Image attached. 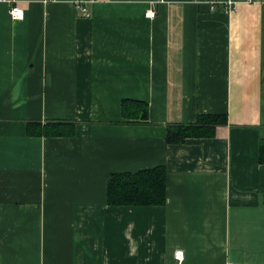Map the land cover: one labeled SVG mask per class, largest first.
Instances as JSON below:
<instances>
[{
    "label": "crops",
    "instance_id": "crops-1",
    "mask_svg": "<svg viewBox=\"0 0 264 264\" xmlns=\"http://www.w3.org/2000/svg\"><path fill=\"white\" fill-rule=\"evenodd\" d=\"M152 1L0 2V264H264V1ZM158 166L164 206L106 205L112 173Z\"/></svg>",
    "mask_w": 264,
    "mask_h": 264
},
{
    "label": "trees",
    "instance_id": "trees-1",
    "mask_svg": "<svg viewBox=\"0 0 264 264\" xmlns=\"http://www.w3.org/2000/svg\"><path fill=\"white\" fill-rule=\"evenodd\" d=\"M264 1V0H262ZM121 117L125 120L144 121L148 117V106L144 102L122 100ZM227 125L226 115H199L191 125H168L166 127L165 143L167 145H182L187 139L213 138L219 127ZM58 124H48L44 129L31 131L34 136L60 135L56 130ZM46 128L53 129L52 131ZM258 164L264 165V139L258 145ZM167 173L164 166L142 170L135 173L115 172L107 182L106 205L124 207H152L166 204Z\"/></svg>",
    "mask_w": 264,
    "mask_h": 264
},
{
    "label": "built area",
    "instance_id": "built-area-1",
    "mask_svg": "<svg viewBox=\"0 0 264 264\" xmlns=\"http://www.w3.org/2000/svg\"><path fill=\"white\" fill-rule=\"evenodd\" d=\"M43 3L46 2H55L56 0H39ZM163 0H156L152 1V3H160ZM0 2H4L8 5L9 7V15L14 21H22L24 19V12L21 10L17 4L19 3V0H0ZM261 0H226L221 3L226 8L232 9L235 8L238 5H250L254 3H260ZM75 8L80 12L81 16L83 18H90L91 17V12L89 9L84 4L77 3L75 2ZM156 17V11L154 10H148L145 12V18L153 20ZM174 257L178 262H181L183 260V252L182 251H176L174 253Z\"/></svg>",
    "mask_w": 264,
    "mask_h": 264
}]
</instances>
